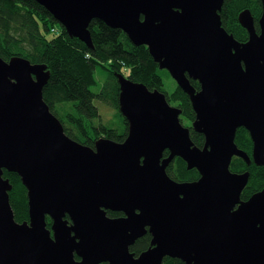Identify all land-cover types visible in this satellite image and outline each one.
<instances>
[{
    "label": "water",
    "instance_id": "obj_1",
    "mask_svg": "<svg viewBox=\"0 0 264 264\" xmlns=\"http://www.w3.org/2000/svg\"><path fill=\"white\" fill-rule=\"evenodd\" d=\"M34 1L90 48L93 20L146 46L190 97L205 143L195 145L165 93L116 74L128 136L83 145L44 100L46 66L0 57V264H264V189L243 201L250 173L230 168L235 157L264 166V0L259 33L249 10L239 14L245 43L223 27L225 0ZM241 128L251 155L236 143ZM176 158L200 178H171ZM5 171L28 190L29 221L15 219ZM147 234L137 257L130 248Z\"/></svg>",
    "mask_w": 264,
    "mask_h": 264
},
{
    "label": "trees",
    "instance_id": "obj_2",
    "mask_svg": "<svg viewBox=\"0 0 264 264\" xmlns=\"http://www.w3.org/2000/svg\"><path fill=\"white\" fill-rule=\"evenodd\" d=\"M245 10L251 12L259 33L263 10L261 0H225L220 12L223 27L241 43L249 40L248 31L238 19ZM89 28L93 48L76 38L72 39L66 29L36 1L0 0V57L5 61L23 57L32 64L46 66L50 77L43 91L44 100L61 121L67 136L83 145L94 148L101 137L116 142H124L127 138L128 124L120 112V87L116 77V74H122L133 82L145 84L152 91L165 93L170 105L182 110L181 122L190 129L195 145L203 147L204 136L190 125L196 119L190 97L177 85L171 94L168 93L162 76L164 72L159 69L148 48L134 45L122 30L113 29L100 20H93ZM99 69L108 71L109 76L100 87L101 91L98 89L96 93L92 88L96 89L99 85L96 78ZM191 83L200 91L199 82L191 80ZM98 101L113 106L115 116L122 118L119 129L98 122L101 112ZM236 143L249 155L252 154L253 142L244 128L238 130ZM168 154L165 152V156ZM230 168L233 172L250 173L242 193L243 201L264 189V166L253 162L247 165L244 160L235 157ZM167 173L178 182H194L200 178L199 172L189 170L181 158L170 164ZM4 179H8L13 186L9 197L16 221H29L27 188L17 174L5 171ZM108 215L111 218L122 216L114 212ZM47 222L51 229L52 219L47 217ZM151 240L149 234L140 238L130 251L139 256L150 248ZM163 264L184 263L179 259L165 258Z\"/></svg>",
    "mask_w": 264,
    "mask_h": 264
},
{
    "label": "rangeland",
    "instance_id": "obj_3",
    "mask_svg": "<svg viewBox=\"0 0 264 264\" xmlns=\"http://www.w3.org/2000/svg\"><path fill=\"white\" fill-rule=\"evenodd\" d=\"M161 71L164 72V73H162V76H163V78L165 80L166 90L168 91L169 94H171L175 90L177 83L170 76L168 71H166V70L165 71L161 70ZM108 76H109L108 71H106L104 69H99L97 71V73H96V78H97V80L99 82V85L96 87V89L92 88V90L97 93L98 89H100V87L104 85V83H105L106 79L108 78ZM99 91H101V89ZM97 106L99 107V109L101 111L100 112V118H98V122L101 121L103 125L110 126V127L113 126V127L117 128V129H119L121 127L122 118H120L121 119L120 120L118 117L115 116L116 112H115V110H114L112 105H109L107 103H103V102L98 101ZM190 125H192V124H190Z\"/></svg>",
    "mask_w": 264,
    "mask_h": 264
},
{
    "label": "flooded vegetation",
    "instance_id": "obj_4",
    "mask_svg": "<svg viewBox=\"0 0 264 264\" xmlns=\"http://www.w3.org/2000/svg\"><path fill=\"white\" fill-rule=\"evenodd\" d=\"M127 123V122H126ZM128 124V123H127ZM128 129H129V125H128ZM110 212V211H109ZM108 212V213H109ZM122 214V216H124V214L123 213H121ZM109 216V215H108ZM122 216H119V217H122ZM71 224V223H70ZM52 227H53V223H52ZM52 227H51V229L48 227V222H47V228L50 230V231H52ZM53 234V233H52ZM148 235V234H147ZM150 235V234H149ZM151 236V235H150ZM152 238V237H151ZM136 255V254H135ZM76 258V260L77 261H80L81 259L80 258H78L77 256H75ZM138 257V256H137ZM100 264H108V263H100Z\"/></svg>",
    "mask_w": 264,
    "mask_h": 264
}]
</instances>
